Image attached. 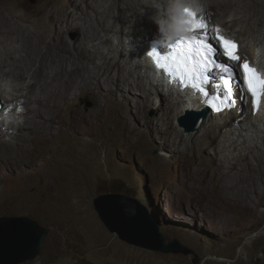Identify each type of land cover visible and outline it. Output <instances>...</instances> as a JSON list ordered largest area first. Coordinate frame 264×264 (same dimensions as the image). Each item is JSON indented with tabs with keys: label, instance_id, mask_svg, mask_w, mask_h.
I'll use <instances>...</instances> for the list:
<instances>
[{
	"label": "rangeland",
	"instance_id": "1",
	"mask_svg": "<svg viewBox=\"0 0 264 264\" xmlns=\"http://www.w3.org/2000/svg\"><path fill=\"white\" fill-rule=\"evenodd\" d=\"M48 1L13 0V3L20 6L17 11L22 13L38 11L40 5H46ZM126 3L122 27L116 11L108 13L102 6L98 9L107 20L108 30L100 31L93 21L86 22L89 33H99V38H93L92 44L88 42L89 55L96 64L106 58H112L110 61L119 58L116 61L124 66L121 83L132 81L137 72L143 73L142 68L130 59L134 54L129 56L122 50L125 37H137L135 19L139 18L147 29L155 24L151 19L155 10L145 6L143 0H126ZM200 3L202 14H207L213 25L221 24L227 28L243 46L246 41L249 45L257 43L256 47H264V10L257 16L262 20L261 26L252 20L254 31H246L242 24L232 22L233 18L243 20L253 14L251 0H200ZM106 4L113 6L114 0H107ZM217 4L223 5L225 10H220ZM20 24L43 33L31 24L21 21ZM240 31L247 34L244 36ZM4 41L0 43V52L6 54L1 57L6 61L5 65L13 68L24 53L15 51L17 44ZM125 46L135 50L132 43ZM245 51V57L251 60V55ZM68 65L76 67L72 62ZM61 66L65 67V64ZM91 66L87 62V67ZM115 76V69L98 75L99 84L90 83V89L78 93L72 108L79 107L85 112L80 121L74 123L76 120L63 109L61 118L64 121L59 125V132L53 138H50L52 135L48 137L47 149L42 148L39 137L25 142L22 130L19 140L14 135L17 130L13 128L14 133L6 137L0 135V140L13 151L8 152L7 148L3 153L12 163L9 168H0V216H27L49 230L39 254L22 264H195L194 261L196 264H264V174L259 172L264 166H259L254 159L260 155L264 160V140L258 141L264 136V113H261V121L253 119L261 128L257 132L232 124L224 130L217 146L211 126L210 136H202L196 142L193 137L204 131V126L199 125L201 121L206 119L213 124L209 114L198 121L189 135L176 121L182 116L176 114L177 102L170 106V99L161 98L148 83L145 87L152 93L135 87L126 91L123 85L116 90L107 80L116 81ZM28 79L15 81L9 76L0 77V99L4 96L25 101L19 98L22 94L17 89L24 88L30 82ZM98 86L104 92L106 88L111 89L110 95L100 98L101 114L92 93H88L91 89L98 91ZM137 103L143 105L141 112L137 110ZM173 105L175 110L170 111ZM237 114L251 115L249 101H245V110H238ZM28 116L27 113L23 125ZM24 127L28 130V126ZM240 154L246 158L240 159ZM32 158L33 163L28 161ZM233 163L236 168L227 174V167ZM242 166V172L256 181L255 186L246 190V182L237 172ZM206 168L218 172L224 170L223 181L228 189L218 192L217 188L204 186L201 179L209 174ZM53 170L69 173L68 183H63L69 200L57 203L51 200L55 191L41 186L40 180L49 183L54 177L58 180ZM105 194L125 195L131 199V205H141L158 225L165 245L174 240L176 246L189 253H163L120 240L106 228L96 212L94 199ZM242 195H248L250 199L236 198Z\"/></svg>",
	"mask_w": 264,
	"mask_h": 264
},
{
	"label": "bare ground",
	"instance_id": "2",
	"mask_svg": "<svg viewBox=\"0 0 264 264\" xmlns=\"http://www.w3.org/2000/svg\"><path fill=\"white\" fill-rule=\"evenodd\" d=\"M226 2L227 1L223 2V4ZM106 3L107 0H49L46 5H40V9L38 11H23L22 13H18L17 10L20 6L14 4L13 0H0V43H2V41L4 40H8L11 43L17 44L18 48L15 51H23L24 53L20 54L22 56L24 55L22 60H17V58L16 60L18 64L15 61L16 65H14V67L12 68L10 67L12 65H5L6 61L4 62L2 60L1 56L3 54H6V52H0V77L9 76L14 78L15 81L24 80L28 77V80H30V82L26 86H24V88L17 89L20 94H22V96L19 95V98H24L25 101L13 100L14 98L10 99L4 96H2L3 100L0 99L3 103L2 116L7 119H12L9 126H7L6 128H2V130L0 131V135L2 134L4 137H6V135L14 133V131H11L13 128L17 130L15 132L16 134L14 135H16V139L19 140L22 130L24 131V135L22 138L25 139V142L30 141L33 137H39L42 148L44 150L47 149V141H49L50 138H53V136L59 132V125L64 121L61 118V116L64 114L63 109L65 108L66 111H68L71 119L76 120L74 121V123L80 121V119L84 117L85 112L79 107L72 108L73 101L76 99L78 93L90 89L88 87L90 83L99 84L98 80L96 79L97 76L103 75V73H111L113 69H115L116 71V81H111L108 78L107 80H109L113 84V86H115L116 90H120V87L123 85L126 88V91H129L130 88L132 89L133 87H135L136 89L140 88L144 91H148V93H152L151 90L145 87L147 83L151 82L148 73V64L146 62H144L143 65H140V63H138L136 60L130 58L132 59L131 61L136 65L145 68L144 73L137 72L136 77H133L132 81L121 83L120 81H122V79L124 78V76H122V74H124V66L121 65L119 61H116L119 59L118 57V59H115L114 61H110L112 60V58L107 59L105 57L106 59H103L104 61L102 63L96 64L94 62V58L89 55L87 49L88 42L92 44V42L94 41L93 38H99V33L95 34V31L89 33L86 22L93 21L94 25L98 27L100 31L108 30L106 25L107 20L102 16L101 13H99L100 9H98V6H102L103 8H105L108 13L115 10L116 16L120 21V26H123L122 21L124 19L126 11V0H114L113 6H107ZM217 5L220 10H225L223 5ZM251 5L254 8L252 15L246 16L243 20H241L239 17L232 19L234 25L242 24L246 27V31L256 30L253 26L254 23L255 25L258 24V26L262 25L261 18L257 19V16L260 14V12L262 15V10H264V0H251ZM5 11L8 12L7 15L5 14ZM203 15L208 20L207 14ZM42 17H44L45 19H42ZM252 20L254 21V23ZM257 20H259L258 23ZM20 21L31 24L33 27L39 28L43 33H36L34 31H31L29 28L22 26L20 24ZM135 21L137 37L133 38L132 36L128 35L129 37H125L126 39H124L122 42L124 46L122 50H126L129 56H131L133 53L134 55H136V51L137 56L142 55L141 50L146 47V44H150L151 40H153L155 36H160L156 24H153L150 29H147V27H145V25L141 23V21H139V18H136ZM214 25H218L219 27H221L222 33H226L230 37L235 38V35H232L231 32H229L228 29L223 25ZM246 31H240V33L244 32L245 36L247 34ZM48 37L50 39H48ZM140 37H142L143 39ZM150 37L153 38L148 39ZM130 42L134 45L135 50H132L131 47L129 48L125 46L126 44L130 46ZM244 42L245 45H242V47L246 49V51H242L243 57H245V51L246 53L251 55V60L254 61L252 57V51L253 49L258 48L256 47L258 46L257 43L249 45V43H246V41ZM242 52L240 51L239 45V54ZM74 53H76L77 56H74ZM219 60H222V55H219ZM11 61H14V59H12ZM71 62L75 63L76 67L68 65V63ZM87 62H90L92 66L87 67ZM63 64H65V67L61 66ZM258 67H264V65H260ZM234 73L236 74L235 82L239 84L240 76H242V70L239 68L238 63L234 67ZM81 83L82 86H80ZM98 87V91H93L94 89H91L88 93H92L94 101L97 103L96 108H98V112L99 114H101L103 107L102 102H100V98L110 95L111 89L106 88L104 92V89L101 86ZM155 93L161 98L165 99L166 97L163 96L165 92ZM174 93H178L180 95H176V97L169 101L171 102L170 106L175 102L179 104L180 108L178 107V110H176L177 116L183 114L186 115L187 111L197 113L206 110L200 96L187 93L188 97L186 99L185 97L181 96L185 94V91H174ZM236 94L237 96H239V90H236ZM15 95H17V93ZM15 95L13 93V96ZM174 107L175 105L170 107L169 110L174 111ZM142 108L143 105L137 103V110L141 112ZM240 108L245 110L244 99L240 101L239 107L231 110L230 112L225 111L222 113L214 114H209L207 112L206 114H209L210 118H213V124L209 123L208 120H202L201 118L202 121L199 125L204 126V131L201 134L193 137L195 138V141H199L202 136H204V138L210 136L208 135V131L210 130L211 126L213 127L217 146L218 143H220L219 139L224 130L229 129V126H231L232 124L238 125L240 129L246 128L247 131H252L250 130V128L256 132L261 130V128H259V125L253 120L259 119L261 121L262 118L260 117V113L253 115V113L251 112V115L243 117L237 114V111ZM263 108L264 106L261 107V109ZM27 113L29 116L26 118L23 125L22 122ZM24 126H28V130H26ZM50 135L52 136L48 138ZM189 135H191V133H189ZM261 140H264V136L258 138V141ZM233 143L234 142H232V144ZM250 146L253 145H251L250 143ZM9 147L10 145L5 144L2 142V140H0L1 169L11 167L12 162L9 159L10 157H6L3 155V153L7 151V148ZM8 152L13 153L10 148ZM38 155L40 154L38 153ZM241 155L242 154L238 156L240 159L246 158L245 155ZM239 158L237 160H239ZM33 159L34 158L30 160L28 159V161L33 163ZM254 159L257 161L259 166L261 164L264 166V160H261L260 155H258V157H255ZM204 164H207V162H204ZM233 168H236L235 163L227 167L228 171H226V173L228 174V172ZM248 170H250L249 165ZM248 170L245 169V171ZM242 171H244L243 166L238 169L237 172L239 173V176L242 177V181L246 182L245 190L247 187L250 188L252 186H255L256 181L253 178H250L248 173H244ZM52 172L54 175L56 174L58 180L55 177L52 183L40 180L41 186L48 187V189L50 188L52 189V191H55V196H52V198L50 197L51 200L57 201V203H59V201L63 202L64 200H69V195L65 185V182L68 183L67 178L69 173L65 171L56 172L54 170ZM207 172L209 174L204 175L201 179V181L204 183V186L211 187L213 189L217 188L218 192L228 189L229 186L223 181V174L225 172L224 170H220V172H218L214 169H207ZM259 172L260 174H264V169L262 170V168H259ZM50 174L52 173L50 172ZM236 198L243 201L250 199L248 195L237 196ZM77 202H79V200H77ZM0 205H2V203H0Z\"/></svg>",
	"mask_w": 264,
	"mask_h": 264
},
{
	"label": "snow or ice",
	"instance_id": "3",
	"mask_svg": "<svg viewBox=\"0 0 264 264\" xmlns=\"http://www.w3.org/2000/svg\"><path fill=\"white\" fill-rule=\"evenodd\" d=\"M194 16L193 27L187 36L170 42L163 54L155 47L148 52L156 68L169 77V83L178 82L181 89L190 87L199 93L202 103L213 111L236 108L237 100H243L245 94L251 96L253 111H258L264 100V73L252 66L246 57H241L234 39L222 35L218 26L215 35H210L205 17ZM219 55L230 63L220 62ZM237 63L242 70L240 84L235 82ZM236 90H239V96L235 94Z\"/></svg>",
	"mask_w": 264,
	"mask_h": 264
},
{
	"label": "water",
	"instance_id": "4",
	"mask_svg": "<svg viewBox=\"0 0 264 264\" xmlns=\"http://www.w3.org/2000/svg\"><path fill=\"white\" fill-rule=\"evenodd\" d=\"M205 114L187 111L176 121L185 132L190 133L195 130L198 121L205 118ZM130 201L121 194H105L94 199L96 212L110 232L117 234L120 240L141 248L163 253H189L176 246L174 240L165 245L158 225L147 211L138 203L131 205ZM48 231V228L27 216H0V264H22L34 259Z\"/></svg>",
	"mask_w": 264,
	"mask_h": 264
},
{
	"label": "clouds",
	"instance_id": "5",
	"mask_svg": "<svg viewBox=\"0 0 264 264\" xmlns=\"http://www.w3.org/2000/svg\"><path fill=\"white\" fill-rule=\"evenodd\" d=\"M143 3L155 10L151 19L166 43L187 36L193 27L194 14L202 11L200 0H143ZM252 57L257 66L264 65V47L253 49ZM258 70L264 73V67Z\"/></svg>",
	"mask_w": 264,
	"mask_h": 264
}]
</instances>
